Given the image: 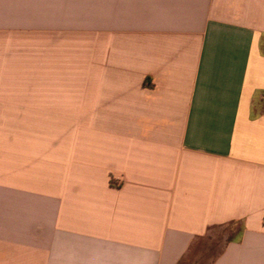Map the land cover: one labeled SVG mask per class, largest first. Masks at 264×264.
<instances>
[{"label":"crops","instance_id":"1","mask_svg":"<svg viewBox=\"0 0 264 264\" xmlns=\"http://www.w3.org/2000/svg\"><path fill=\"white\" fill-rule=\"evenodd\" d=\"M233 224L208 264H264V0H0V264H189Z\"/></svg>","mask_w":264,"mask_h":264},{"label":"rangeland","instance_id":"2","mask_svg":"<svg viewBox=\"0 0 264 264\" xmlns=\"http://www.w3.org/2000/svg\"><path fill=\"white\" fill-rule=\"evenodd\" d=\"M6 60V70L9 79H15V81L8 82V87L19 88V84H22L19 82L20 75L34 72L31 51L28 50L27 57H22L21 51L19 54V34H11L8 36ZM37 71L38 66H36V72ZM236 228L237 225L233 224L211 231L210 235L212 240L210 242L205 241L204 244L201 242V244H195L191 247V250L187 253V259L190 261L189 264H208L214 254L218 253L223 246L229 233ZM203 245L205 247H203Z\"/></svg>","mask_w":264,"mask_h":264},{"label":"trees","instance_id":"3","mask_svg":"<svg viewBox=\"0 0 264 264\" xmlns=\"http://www.w3.org/2000/svg\"><path fill=\"white\" fill-rule=\"evenodd\" d=\"M233 237H234V235H233L232 237L228 238V239H227V242H228V241H231V240L233 239Z\"/></svg>","mask_w":264,"mask_h":264}]
</instances>
